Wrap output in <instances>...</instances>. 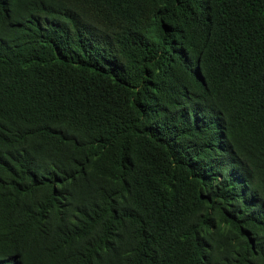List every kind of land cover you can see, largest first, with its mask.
Returning <instances> with one entry per match:
<instances>
[{"label": "trees", "instance_id": "16d2710c", "mask_svg": "<svg viewBox=\"0 0 264 264\" xmlns=\"http://www.w3.org/2000/svg\"><path fill=\"white\" fill-rule=\"evenodd\" d=\"M0 264H264V0H0Z\"/></svg>", "mask_w": 264, "mask_h": 264}]
</instances>
